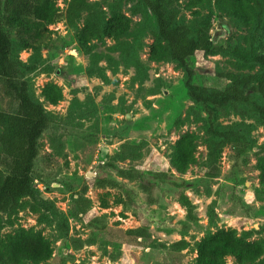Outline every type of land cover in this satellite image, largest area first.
Wrapping results in <instances>:
<instances>
[{"label":"rangeland","instance_id":"rangeland-1","mask_svg":"<svg viewBox=\"0 0 264 264\" xmlns=\"http://www.w3.org/2000/svg\"><path fill=\"white\" fill-rule=\"evenodd\" d=\"M70 1H55L59 13ZM89 1L108 17L113 10L127 17L129 33L118 41L95 42L93 52L86 54L77 43L86 13L76 27L62 16L49 27L51 37L40 51L18 48L16 32L5 27L13 41V56L28 66L38 64V70L26 77L34 99L44 102L42 90L48 83L58 85L64 99L57 106L44 103L52 122L39 141L33 170L38 200L55 209L44 211L50 216L44 224L34 213L23 211L17 225H7L3 233L18 227L42 232L54 249L52 260L45 264H195L196 244L208 233L235 231L250 242L264 238V187L257 169L264 122L232 110L211 118L203 105L192 101L182 68L175 62L151 60L157 25L141 0ZM173 1L180 23L194 28L210 17L209 37L218 34L219 53L200 51L192 59L198 80L213 84L210 75L233 72L232 51L246 47L252 36L262 53L263 39L254 29L221 15L215 7L190 8L191 0ZM257 100L264 104L261 97ZM9 102L7 86L0 79V108L8 109ZM211 126L236 129L250 143L242 154L238 153L242 148L233 146L223 150L217 178L207 176ZM186 133L200 138L197 164L179 174L171 156ZM136 144L142 146L140 159L122 153L123 146ZM123 170H134L141 177L125 179L120 175ZM101 180L123 184V190L102 188ZM180 192L191 202L194 219L179 202ZM105 194L108 208H102ZM119 195L134 205H115ZM141 228L146 229V238L129 234ZM182 240L189 247L175 250L173 245ZM227 264H235L234 259L229 257ZM258 264H264V257Z\"/></svg>","mask_w":264,"mask_h":264},{"label":"trees","instance_id":"trees-1","mask_svg":"<svg viewBox=\"0 0 264 264\" xmlns=\"http://www.w3.org/2000/svg\"><path fill=\"white\" fill-rule=\"evenodd\" d=\"M55 1L0 0V79L5 82L10 99L8 109L0 108V264H45L53 258L52 242L42 232L23 227L7 234L3 232L7 225H17L23 211L34 213L38 216V222L44 224L50 218L44 211L55 209L53 204H41L38 200V191L33 185V170L39 156V141L52 122L44 103L57 106L64 99L62 89L54 83H48L43 88L44 102L34 99L26 77L38 70V64L28 66L13 56V41L5 27L16 32L18 48L40 51L51 37L49 27L62 16L69 26L76 27L82 13H86L83 27L77 35L78 48L86 54L93 52L95 42L118 41L131 29L127 17L116 10L108 17L89 0H71L62 14ZM141 1L154 16L157 25L151 60L156 63H177L187 76L185 86L192 101L203 105L211 118L216 112L227 114L232 110L241 117L253 115L264 122V104L257 100L258 96L264 100V0H191L190 8L215 7L221 15L235 18L248 30L254 29L255 33H260L263 39L262 53L258 52L253 36L246 47H236L232 51L235 61L231 62L234 71L210 75L213 84H209L205 78L198 80L197 71L192 65V59L200 51L206 55L221 51L213 38L209 37L212 18L208 17L190 28L178 21L180 11L173 0ZM52 71L53 68H49V73ZM208 131L207 176L217 178L223 150L233 146L242 148L238 152L242 154L250 143L236 129L218 130L211 126ZM199 139L196 134L186 133L176 142L171 165L179 174H185L197 164ZM141 148L138 144L125 145L122 153L137 160L142 156ZM259 150L257 169L264 187V147ZM120 175L128 180L141 177L134 170L120 171ZM174 185L179 188L178 184ZM99 186L123 190V184L112 180H101ZM108 195L102 196V208L110 207L106 199ZM178 200L187 208L190 218L194 219L189 199L180 192ZM114 204L129 208L134 202L130 198L124 200L119 195ZM129 234L136 239L147 237L145 228L132 230ZM81 246V243L77 244V247ZM188 247L185 240L173 245L177 251H184ZM196 251L198 257L195 264H227L229 257L234 259L235 264H258L264 257V238L250 242L238 237L235 231L219 230L202 238L196 244Z\"/></svg>","mask_w":264,"mask_h":264},{"label":"water","instance_id":"water-1","mask_svg":"<svg viewBox=\"0 0 264 264\" xmlns=\"http://www.w3.org/2000/svg\"><path fill=\"white\" fill-rule=\"evenodd\" d=\"M217 40H218V34L216 33V34L214 35V37H213V42H217Z\"/></svg>","mask_w":264,"mask_h":264}]
</instances>
